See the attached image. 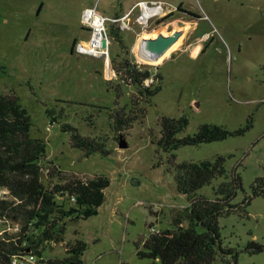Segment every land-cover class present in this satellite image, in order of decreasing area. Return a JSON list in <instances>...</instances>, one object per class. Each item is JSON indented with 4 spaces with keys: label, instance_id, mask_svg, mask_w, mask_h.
Listing matches in <instances>:
<instances>
[{
    "label": "rangeland",
    "instance_id": "rangeland-1",
    "mask_svg": "<svg viewBox=\"0 0 264 264\" xmlns=\"http://www.w3.org/2000/svg\"><path fill=\"white\" fill-rule=\"evenodd\" d=\"M141 2L182 5L184 11L203 18L191 39L158 65L145 64L149 59L141 48L138 56L144 63L136 60V46L144 36L138 21ZM88 7L108 18L129 15L130 29L122 30L120 23L110 25L109 59L77 50L90 38L81 24ZM163 20H150L147 34L195 22L177 10L159 25ZM113 26L123 44L111 34ZM118 55L162 77L161 91L144 105L145 115L124 137L114 133L110 113L123 107L128 112L135 90L123 86V95L117 96L114 86L121 82L111 62ZM11 91L33 119L31 136L46 144L48 159L42 173L46 187L56 184V178L47 177L50 161L85 181L95 176L110 180L98 215L88 219L66 215L64 241L43 245L45 259H65L70 246L82 241L87 246L84 264H151L138 258L136 242L155 231L173 230L175 219L189 206L177 189V166L223 157L229 180L236 173L243 184L232 204L240 206L245 199L250 204L219 219L222 247L234 249L239 264H264V250L252 254L247 249L250 243L264 246V195L253 196L256 180H264V0H0V93ZM164 117L188 119L178 138L194 135L208 123L235 131L251 119L252 127L242 136L182 146L169 153L158 142ZM65 126L103 142L109 155L85 158L82 150L71 147L72 132ZM122 138L127 143L124 149L119 147ZM222 182L214 180L198 194L213 197ZM56 203L65 212L72 207L63 199ZM23 223L5 221L0 234L15 236ZM214 264H221L220 257Z\"/></svg>",
    "mask_w": 264,
    "mask_h": 264
},
{
    "label": "trees",
    "instance_id": "trees-1",
    "mask_svg": "<svg viewBox=\"0 0 264 264\" xmlns=\"http://www.w3.org/2000/svg\"><path fill=\"white\" fill-rule=\"evenodd\" d=\"M183 11V6L177 11ZM169 14L164 20L173 18ZM198 22L197 15H189ZM163 20V21H164ZM112 35L119 44L124 41L119 30L112 27ZM112 60V68L120 84L114 86L118 98L123 95L122 88L135 90L131 96L130 110L126 107L110 113L114 133L124 137L133 124L146 113L145 104H150L162 89L160 74H152L142 70L128 58L118 55ZM151 81L150 84L147 82ZM109 84L112 81H107ZM161 139L159 145L166 152L177 151L182 146H197L215 141H222L231 136H242L252 127V120L235 131H229L218 125L203 124L197 133L185 138H178L188 126V119L164 117L160 121ZM33 119L20 103L19 96L11 91L0 93V219L4 221L23 220L15 236L0 234V264H12L15 256L35 253L42 254V246L49 243L63 242L66 233V215H78L84 219L97 216L100 207L105 203V190L110 180L98 176L90 181L62 172L51 161L48 162L47 177L56 178V184L48 188L42 182L43 164L47 158V148L43 140L33 138L31 130ZM65 131L72 132L71 147L82 150L84 157L101 153L106 156L109 151L105 144L97 139L81 136L77 129L65 126ZM224 179L214 189V196L199 195L203 187L214 180ZM178 192L187 197L189 206L174 221V229L151 233L147 238L136 242L137 256L147 259L151 264H214L220 257L221 264H239L238 255L232 248H223L219 219L238 210L245 209L250 200L245 199L242 205L232 204L237 191L242 187L241 177L234 173L229 180L225 168V159L218 157L215 162L189 163L177 166L176 175ZM264 195V180H256L253 196ZM63 199L72 204L68 212L58 206L56 199ZM75 198V202L71 199ZM186 222L187 225H183ZM15 229L12 227V230ZM37 231V235L32 232ZM86 244L76 242L70 246L69 257L50 260L55 264H83L82 256ZM247 249L256 254L264 250V246L250 243Z\"/></svg>",
    "mask_w": 264,
    "mask_h": 264
},
{
    "label": "built area",
    "instance_id": "built-area-1",
    "mask_svg": "<svg viewBox=\"0 0 264 264\" xmlns=\"http://www.w3.org/2000/svg\"><path fill=\"white\" fill-rule=\"evenodd\" d=\"M167 7L164 3L154 2L147 3L141 2L140 9L141 15L138 18V21L142 24V30L145 33L149 29L150 20L152 19H164L172 12L167 10ZM147 11H151L152 13L145 19V13ZM120 23L121 29H130V20L129 15L122 16L120 18H108L99 14L96 7H88L82 13L81 24L90 32V38L87 42H81L77 45V50L79 53L89 56H94L97 58H110V46L112 44V40L109 38V28L110 25ZM106 42V47H103V42ZM106 60L108 63V68L110 65L109 60ZM148 83V82H147ZM71 202H75V198L71 199ZM5 223L4 220L0 219V225ZM83 261V260H82ZM12 264H55L51 263L50 260L45 259L43 255L39 256L32 252H27L26 254L15 256L12 259ZM72 264V263H66ZM84 264V262H83Z\"/></svg>",
    "mask_w": 264,
    "mask_h": 264
},
{
    "label": "water",
    "instance_id": "water-1",
    "mask_svg": "<svg viewBox=\"0 0 264 264\" xmlns=\"http://www.w3.org/2000/svg\"><path fill=\"white\" fill-rule=\"evenodd\" d=\"M167 20H164L159 25L163 24ZM196 22V21H195ZM158 25V26H159ZM191 26L187 25L182 28H174L172 31H167L164 27L158 28L154 34L147 35L144 39V55L147 56L149 61L145 64L158 65L168 55L176 52L183 44L186 35L190 31ZM104 40L103 47H106ZM111 74V72H110ZM126 139L122 138L119 142V147L124 149L127 147Z\"/></svg>",
    "mask_w": 264,
    "mask_h": 264
},
{
    "label": "crops",
    "instance_id": "crops-1",
    "mask_svg": "<svg viewBox=\"0 0 264 264\" xmlns=\"http://www.w3.org/2000/svg\"><path fill=\"white\" fill-rule=\"evenodd\" d=\"M169 7H168V11L169 12H172V13H174L178 8H176L175 6H173V5H168ZM124 17V16H123ZM202 20H203V18H202ZM199 23V21L198 22H194L193 24H191L190 26H191V29H190V31L188 32V34L186 35V38H185V40H184V42H183V44H182V46L186 43V42H188L189 41V39H191V35H192V31L193 30H195L196 29V27H198L196 24H198ZM169 32V31H168ZM206 37H208L207 35H205V37H202V38H200V39H198V41L197 42H200V41H202V39L203 38H206ZM181 46V47H182ZM180 47V48H181ZM179 48V49H180ZM178 49V50H179ZM198 49H199V47L197 48V51H198Z\"/></svg>",
    "mask_w": 264,
    "mask_h": 264
},
{
    "label": "bare ground",
    "instance_id": "bare-ground-1",
    "mask_svg": "<svg viewBox=\"0 0 264 264\" xmlns=\"http://www.w3.org/2000/svg\"><path fill=\"white\" fill-rule=\"evenodd\" d=\"M151 13H152L151 11H147L145 13L144 18L146 19ZM147 35H149V34L145 33L144 36L140 38V41H138L137 46H136V49H137V53H136L137 54V58H136V60L140 64H143L144 62L141 61V59H139L140 57L138 56V52H139V48H141V49L144 48V42L143 41H144V39L146 38Z\"/></svg>",
    "mask_w": 264,
    "mask_h": 264
},
{
    "label": "flooded vegetation",
    "instance_id": "flooded-vegetation-1",
    "mask_svg": "<svg viewBox=\"0 0 264 264\" xmlns=\"http://www.w3.org/2000/svg\"><path fill=\"white\" fill-rule=\"evenodd\" d=\"M179 11V13H180V10H178ZM184 14H186V15H190V14H193V15H197L198 17H199V21H201L202 20V17H201V15L200 14H198L197 12H193V11H186V12H184Z\"/></svg>",
    "mask_w": 264,
    "mask_h": 264
}]
</instances>
